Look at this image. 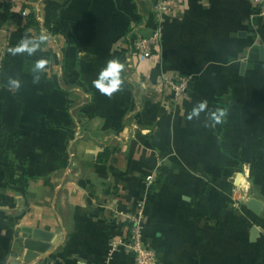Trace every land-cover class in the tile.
<instances>
[{
    "label": "crops",
    "instance_id": "1",
    "mask_svg": "<svg viewBox=\"0 0 264 264\" xmlns=\"http://www.w3.org/2000/svg\"><path fill=\"white\" fill-rule=\"evenodd\" d=\"M154 2L0 0V264H134L107 208L143 198L162 264H264V22L251 0H171L142 57L127 33L153 32ZM163 74L192 77L187 100L158 93ZM21 229L51 234L47 251L24 262Z\"/></svg>",
    "mask_w": 264,
    "mask_h": 264
},
{
    "label": "built area",
    "instance_id": "2",
    "mask_svg": "<svg viewBox=\"0 0 264 264\" xmlns=\"http://www.w3.org/2000/svg\"><path fill=\"white\" fill-rule=\"evenodd\" d=\"M253 8V17L264 22V0H251ZM174 13L171 7V0H155L153 5V14L156 19V26L153 32L146 37L134 34V38L129 42L130 51L137 53L142 57L154 55L159 50L161 40V25L166 15ZM2 55L0 56V68ZM192 84V77L187 75L163 74L156 86L158 93L167 97V101L174 105L187 100ZM143 90L146 91L145 85ZM155 181V175H148L145 179L147 186ZM146 200L143 198L135 207L133 213H121L114 208H107L110 212L109 220H118L124 228L125 237L122 240L110 242L112 249L117 246H123L132 257L134 264H162L157 251L146 246L142 238L143 232V209ZM121 220H119V219ZM125 223V224H123Z\"/></svg>",
    "mask_w": 264,
    "mask_h": 264
},
{
    "label": "water",
    "instance_id": "3",
    "mask_svg": "<svg viewBox=\"0 0 264 264\" xmlns=\"http://www.w3.org/2000/svg\"><path fill=\"white\" fill-rule=\"evenodd\" d=\"M259 205L260 203L254 199H251L248 203V207L253 211H255ZM20 232L22 246L26 251L23 257L24 262L33 260L38 254L44 253L49 248V243L52 239L51 234L30 229H21ZM254 232L255 229H253L252 233ZM13 264H19V261H14Z\"/></svg>",
    "mask_w": 264,
    "mask_h": 264
},
{
    "label": "clouds",
    "instance_id": "4",
    "mask_svg": "<svg viewBox=\"0 0 264 264\" xmlns=\"http://www.w3.org/2000/svg\"><path fill=\"white\" fill-rule=\"evenodd\" d=\"M25 49L28 52L33 51L32 48L28 47V42H25L19 50L24 51ZM119 70L120 65L117 62H110L106 66V69L103 70L102 74L99 76V79L94 82L95 87L105 94H111L112 92L116 91L120 85V80L117 78ZM109 77L111 78L110 80H108Z\"/></svg>",
    "mask_w": 264,
    "mask_h": 264
},
{
    "label": "trees",
    "instance_id": "5",
    "mask_svg": "<svg viewBox=\"0 0 264 264\" xmlns=\"http://www.w3.org/2000/svg\"><path fill=\"white\" fill-rule=\"evenodd\" d=\"M25 20H26V26H27V28H30V29L33 28V29H35V31H38V23L35 21V17L33 15V13H30V14L26 15L25 16ZM129 33H127V35H129V38L127 40L128 43L130 41H132L133 38H134L133 34H131V33L129 34ZM3 63H4V60H3V57H2L0 72H1L2 67H3ZM187 76H189V75H187ZM191 87H192V84H191ZM191 87H190V90H191ZM189 94H190V91H189ZM110 156H111L110 149L109 148H105V149H103L101 152H99L97 154V156H96V163H98V164H106L107 161H108V159L110 158ZM155 181H156V178H155ZM154 182L152 183V185L154 184ZM152 185L147 186L148 187V190L151 189ZM106 223L108 225H112L113 226V224H115L117 222H116L115 219L114 220L113 219L112 220H109V218H108L107 221H106Z\"/></svg>",
    "mask_w": 264,
    "mask_h": 264
}]
</instances>
